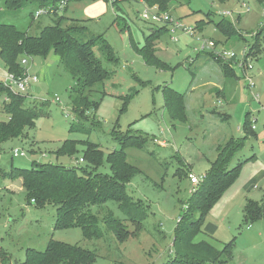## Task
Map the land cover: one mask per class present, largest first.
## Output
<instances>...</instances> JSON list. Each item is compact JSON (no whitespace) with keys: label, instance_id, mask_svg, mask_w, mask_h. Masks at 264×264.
<instances>
[{"label":"rangeland","instance_id":"374dc122","mask_svg":"<svg viewBox=\"0 0 264 264\" xmlns=\"http://www.w3.org/2000/svg\"><path fill=\"white\" fill-rule=\"evenodd\" d=\"M142 9V5L128 0H118L114 7L106 0H81L70 1L57 16L35 18L34 7L7 11L4 0H0L1 24L14 25L36 36L43 27L53 25L63 16L84 26L86 36H101L116 59L110 62L99 46L94 48L109 78L88 93L89 102H97L98 106L96 109L92 104L88 107L83 122L78 121L72 111L71 88L75 81L64 71L58 57L50 54L45 60L28 59L33 63L30 72L38 75L39 82L21 95L25 96L24 107L34 110L38 118L34 128L27 129L22 139L2 145L0 186L4 181L3 173L10 172L11 168L29 169L32 163L82 167L78 161L84 150L81 145L71 158L54 154L67 140L94 144L104 157L121 148L120 141L112 134L113 129L120 135H141L147 141L142 149H124L127 163L138 170L127 185V193L134 201H140L145 211L146 216L139 226L128 221L118 205L110 201L91 207L98 218L101 236L86 239L79 228H54L56 206L38 208L26 203L25 194L12 198L1 192L0 246L8 251L13 262L24 261L27 249L43 252L53 240L90 251L95 255L93 264L168 263L175 258L172 244L176 228L192 195L193 186L186 177L188 171L202 176L213 144H222L224 137H242L247 115L251 123L256 120V132L264 133V0H170L167 13L185 29L194 28L200 20L215 23L224 17L221 13H229L225 19L233 24L237 33L226 40L208 23L190 38L180 31L171 34L169 28L152 46L153 55L166 66L164 69L147 65L134 49V46L144 45L151 30L162 28L143 22L139 17ZM69 25L67 21L62 24ZM260 29L262 34L258 38L256 34ZM198 37L211 38L218 50L232 52L236 62L247 58L252 69L247 70L246 75L253 79L255 86L246 88L241 70L232 62L220 60L230 64L239 80H226L219 74V60L208 51L195 52ZM254 42L259 45V53L255 57L247 56ZM5 75L0 63V82ZM224 80L226 101L218 100L209 92L212 85H207L220 84L221 89ZM165 87L183 96L186 120L171 119L165 110L162 95ZM6 100L5 94L0 92V111ZM44 101L48 103L41 106L40 102ZM225 114L229 116L226 120L222 119ZM6 119V115L0 113V121ZM72 126H75L73 130ZM162 141L166 142L165 147L161 146ZM16 149L24 151L26 156L13 158L12 152ZM245 161L236 181L205 217L202 232L193 242H206L219 250L223 244L234 240L232 261L228 264H264V220L243 225L240 206L245 195L243 185L252 172L264 171V134L257 139L249 137L228 169ZM98 172L110 174L108 164L104 162ZM256 184L260 186L255 192L259 198L264 195V182ZM109 213L131 233L128 239L118 242L106 230L102 220ZM185 223L183 220L180 226ZM208 225L215 229L212 235L205 231Z\"/></svg>","mask_w":264,"mask_h":264},{"label":"trees","instance_id":"16d2710c","mask_svg":"<svg viewBox=\"0 0 264 264\" xmlns=\"http://www.w3.org/2000/svg\"><path fill=\"white\" fill-rule=\"evenodd\" d=\"M62 1L69 3L81 0H4V9L15 12L34 7L36 12L42 8H50L55 10L52 15L57 16L56 11ZM128 1L157 7L162 12H167L170 3V0ZM117 3L118 0H113L111 5L114 7ZM30 16L34 17V14L30 13ZM225 18L215 23L211 20L207 22L200 20L196 23L194 30L201 32L206 24L212 23L215 29L228 40L237 31ZM65 21L70 25L62 26ZM167 29L166 26H162V28L151 30L141 48L133 45L147 65L166 68L153 55L152 46L154 40L166 33ZM86 33V28L78 21L67 20L63 16H60L53 25L43 27L36 36H30L14 25L0 23V63L6 73L22 77L25 71L21 65L23 57H38L45 60L50 54L57 56L64 71L75 81L74 87L71 88L72 111L77 120L83 122L88 107L92 104V107L96 109L98 106L97 102H89L88 93L92 92L97 84L109 78V73L95 56L94 48L99 46L108 61H116L111 47L101 36L88 37ZM261 34L260 29L256 36L259 38ZM253 44L249 46L247 56L255 57L259 53V45L255 42ZM219 64L225 75L232 74L230 64L222 62ZM0 92L7 98L0 111L7 117L5 121H0L1 151L4 143L13 139H22L27 129H33L38 114L31 108L24 107L25 96L12 93L3 87L1 82ZM162 95L165 110L171 119L186 120L183 96L168 87L163 89ZM40 103L44 106L48 101ZM250 125L247 115V121L243 126L244 135L237 139H230L219 147L217 158L210 163L202 181L193 187L192 195L186 203L187 207L180 221L181 223L185 220L186 223L184 226H180L179 223L176 228L177 235L172 244L175 258L166 264H228L232 261L234 240L223 244L219 250L209 243H194L193 240L202 232L207 214L236 181L242 165L247 161L239 162L233 169H228L234 155L253 135ZM73 128L75 126H72L71 130ZM112 134L120 141L121 148L109 153L106 157L96 145L85 141L67 140L54 152L56 156L71 158L78 153L77 147L83 146L82 156L78 159V161L82 160V167L32 163L29 169L11 168L10 172L4 176L12 181L21 179L25 200L29 205L32 204L38 208L56 206L55 229L79 228L84 238H99L101 233L97 226L98 218L91 212V207L102 206L110 201L118 205L128 221L139 226L146 216L145 211L140 201H134L127 193V185L138 170L127 163L124 149H142L147 141L141 135H120L114 129ZM104 162L108 164L110 174L98 172ZM261 220H264V197L259 202L247 200L242 208V224L248 226ZM102 221L106 230L111 232L118 242L128 239L131 234L124 224L110 213ZM94 261L95 255L90 251L53 240L47 243L43 252L27 249L22 262H13L8 251L0 246V264H93Z\"/></svg>","mask_w":264,"mask_h":264},{"label":"built area","instance_id":"2783aa9c","mask_svg":"<svg viewBox=\"0 0 264 264\" xmlns=\"http://www.w3.org/2000/svg\"><path fill=\"white\" fill-rule=\"evenodd\" d=\"M108 1L110 2V4L113 2V0H108ZM66 4H67L66 1H62L59 4L58 10L56 12L58 13L59 11H61L66 6ZM139 4L142 5L143 7L139 15L140 19L143 22L166 26L168 29L169 28L171 29L170 31L171 34L175 33V31H180L183 33V35L190 38L196 35L194 28L185 29L178 21L174 20L167 12H162L157 7H149L144 3H139ZM54 12L55 10H52L50 8H42L35 12V18H38L43 15H52ZM221 15L224 17L230 16L229 13H221ZM171 39H175V38H171ZM195 40L198 42L197 47H195L194 49L195 52L204 53L205 51H208L210 54H212V56H214L216 60H221L223 62H232L233 64H235L234 66L238 67L241 70L244 76L243 80L245 82L246 88L250 89L255 86L253 79L246 75V71L252 69L251 65L247 63V58L240 62H236L235 55L232 52H229L225 49L218 50L217 45L212 40L204 37L201 38L198 37ZM28 59L29 57H23L21 60V65L25 69L22 77H16L14 74L6 73V75L3 77L1 81L3 87L11 91L12 93L20 94V95L24 94L31 85L39 82L38 76L29 73L30 62H28ZM55 101L59 102L57 98L55 99ZM255 123L256 120L252 121L251 123L252 130L255 129ZM12 155L13 158H22V157L24 158L26 156L25 152L19 149L13 150ZM79 163H82L81 159L79 160ZM203 177L204 175L198 177L193 175L192 173H189L187 176L190 184L193 187L197 186L202 181Z\"/></svg>","mask_w":264,"mask_h":264},{"label":"crops","instance_id":"0c3cea01","mask_svg":"<svg viewBox=\"0 0 264 264\" xmlns=\"http://www.w3.org/2000/svg\"><path fill=\"white\" fill-rule=\"evenodd\" d=\"M237 19V18H236ZM237 22H239V19H237ZM216 30V29H215ZM208 39H211V38H208ZM195 49V48H194ZM58 62H59V58H58ZM33 66V63L30 61L29 63V73L31 74L30 72V69L31 67ZM219 71L221 74L226 80L230 79V80H239V78L235 75L234 73V69H232V74H229V75H225L224 71H223V68L220 66L219 68ZM218 74V75H219ZM34 75V74H32ZM36 76H38L37 74H35ZM226 80H224V83L222 82V88L219 89L218 86H220V84H212V83H208L207 85H212V89L209 90V92H211L212 94L216 95L218 97V100H224L226 101V91H225V87L224 85L226 84ZM34 85V84H33ZM229 93V92H228ZM228 115L225 114V118H222V119H228ZM262 130H264V124L262 125ZM240 130L238 129V132ZM258 131L257 128L255 127V129L252 131L253 132V135H251L250 137H253L254 139H257L260 135L263 136V132H256ZM242 135H244L242 133ZM240 135V136H242ZM237 138H240V137H233V136H230V137H224L222 141H224L222 144L221 143H214L213 144V147H212V154L210 156V158H206V165L204 167V172L202 173V175H204L207 170L209 169V165L211 162H213L216 158H217V155H218V149L219 147H222L226 142H228L230 139H237ZM161 146L165 147L166 146V142L162 141L161 142ZM246 163V162H245ZM247 164H245L246 166ZM243 167V165H242ZM241 167V168H242ZM189 173H192L193 175H195L191 170L188 171ZM8 173V172H7ZM6 173H3L2 174V178H3V183L1 184L0 186V193H5L6 195H9L11 196L12 198L15 196V195H19V194H23L24 195V190H23V187H22V182L20 179L18 180H15V181H11V180H8L5 178V175ZM197 176V175H195ZM200 177V176H198ZM260 180H263V181H260ZM256 182H264V171L263 170H260V171H256V172H252L251 176L249 177V179L247 180V182L243 185V191L245 192L242 196V199L240 200V206L241 208H243L244 204L246 203L247 200H252V201H256V202H259L263 197V196H260L259 198L256 196L255 192L257 190L260 189V186H257ZM27 207V206H26ZM260 222V221H258ZM256 222V224L258 223ZM207 228V229H206ZM205 228V231L210 233L212 235V233L215 232V229L214 227H211L210 225H208L207 227Z\"/></svg>","mask_w":264,"mask_h":264}]
</instances>
